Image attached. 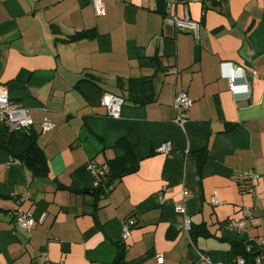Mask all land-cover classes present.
I'll use <instances>...</instances> for the list:
<instances>
[{"label":"crops","instance_id":"obj_1","mask_svg":"<svg viewBox=\"0 0 264 264\" xmlns=\"http://www.w3.org/2000/svg\"><path fill=\"white\" fill-rule=\"evenodd\" d=\"M104 2L99 17L90 0H0V85L28 110L48 165L40 178L14 162L0 121V264H114L121 250L120 264H157L158 256L198 264L201 254L227 262L231 242L264 239V177L242 178L264 168V0L179 4L176 14L186 6L197 35L164 21L166 0ZM80 33L92 37L72 40ZM144 77L150 85L131 94L129 82ZM178 92L192 102L182 126L172 107ZM104 94L124 97L118 118L101 105ZM44 119L52 131L42 132ZM120 141L137 170L97 199L88 165L122 158ZM166 142L171 152H157ZM17 209L45 219L24 230ZM186 216L204 232L193 244ZM241 219L240 230L227 227Z\"/></svg>","mask_w":264,"mask_h":264},{"label":"built area","instance_id":"obj_2","mask_svg":"<svg viewBox=\"0 0 264 264\" xmlns=\"http://www.w3.org/2000/svg\"><path fill=\"white\" fill-rule=\"evenodd\" d=\"M205 0H166V10L164 13V21L169 25L174 27L176 31H189L193 34L197 35L199 31V24L193 21L188 13L186 6L183 8V16L179 17L176 14V6L179 4H187V3H200ZM92 5L94 6L95 13L97 16L102 17L106 14L105 9V2L104 0H90ZM175 72V71H174ZM176 73V72H175ZM238 70L231 69L228 75V89L230 92H233L235 89L236 84V77H237ZM247 94H250L249 85H247ZM192 102L188 95L184 92L175 93L173 96L172 107L176 112L175 122L176 124L182 126L188 120V111L190 109ZM101 105L104 106L107 110L109 116L113 118H118L120 116L121 107L123 105V100L119 97H116L111 94H104L101 98ZM0 121H2L7 130L9 132L13 131H22L29 133L32 127V120L28 114V110L24 107H21L15 103H13L9 96L7 90L0 85ZM54 129V125L47 119H44L41 122V130L43 133L50 132ZM171 143L166 142L162 144L158 149L157 152L163 153L168 155L171 152ZM14 162L19 163V161L14 160ZM88 169L92 171L95 178L101 177L106 172V167L101 166L97 167L94 164H89ZM264 177V168L262 172H258L254 169L246 171L242 174V178H244L245 182L250 183L257 179ZM100 183L96 181L94 186L97 188ZM251 192L250 189H247L244 192ZM182 197L185 199L188 196L187 191H182ZM159 199L161 200L162 197L160 196ZM213 205H218V201L216 199V194L210 199ZM176 211L184 214L185 210L183 206H177ZM247 210L243 209V214H247ZM13 219L16 225L24 230H30L35 222L42 223L45 219V214L41 215L38 220L29 214L23 212L21 209H17L12 213ZM134 226V220L128 219L122 227V237L126 239L129 235V231L131 227ZM191 226V221L189 217H185L184 219V227L185 230L188 231ZM245 226V219H241L239 221H229L227 223V227L235 232L240 230L242 227ZM248 242H253L256 247L260 249H264V239H253L249 240ZM250 250V247L247 248V251ZM157 264H162L163 258L162 256H158L156 258ZM198 264H247L246 260L243 257H237L230 262H216L213 261L208 255L201 254ZM252 264H264V254L261 253L258 255L252 262Z\"/></svg>","mask_w":264,"mask_h":264},{"label":"trees","instance_id":"obj_3","mask_svg":"<svg viewBox=\"0 0 264 264\" xmlns=\"http://www.w3.org/2000/svg\"><path fill=\"white\" fill-rule=\"evenodd\" d=\"M164 13V12H162ZM84 37H92L91 33H80L77 36H74L72 40L79 39ZM151 80L149 77H144L140 80H133L129 82L128 91L132 94L134 91L139 89V86H149ZM129 93L130 101H139V97H133ZM135 93V92H134ZM118 97V96H116ZM124 103V97H120ZM139 103H144V100L141 98ZM10 142L7 146L8 151L11 153V156L14 160H18L28 169H30L35 177H46L48 173V165L46 158L39 148L38 144L35 141V136L31 133L22 132V131H13L10 132ZM117 146H122L125 148V154L120 159H114L107 163L105 166L106 172L103 176L96 177L95 180L98 181L99 186L93 190V193L96 195L97 199H100L103 195H106L107 192L111 189L109 188L111 182L115 179H119L126 174L135 172L137 170L138 161L135 159L132 148L124 141L118 142ZM203 157V156H202ZM202 162V161H201ZM202 163H200L201 165ZM244 192V191H243ZM189 235L190 242L193 244L195 242L196 236L204 234L203 229L197 230L193 228L191 224L190 229L187 231ZM250 240V239H249ZM231 242L229 254L232 261L237 257H243L247 264H252L253 260L260 255L264 254V249H260L255 246L253 242ZM253 240V239H252ZM250 247V250L247 251V248ZM121 250V249H120ZM123 250L119 252L118 259L114 264H120L122 261Z\"/></svg>","mask_w":264,"mask_h":264}]
</instances>
